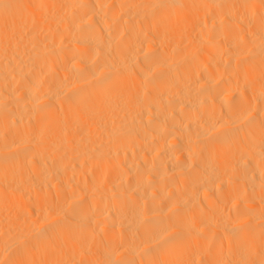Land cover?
Listing matches in <instances>:
<instances>
[{
	"label": "bare ground",
	"instance_id": "1",
	"mask_svg": "<svg viewBox=\"0 0 264 264\" xmlns=\"http://www.w3.org/2000/svg\"><path fill=\"white\" fill-rule=\"evenodd\" d=\"M84 226L264 237V0H0V264H77Z\"/></svg>",
	"mask_w": 264,
	"mask_h": 264
},
{
	"label": "rangeland",
	"instance_id": "2",
	"mask_svg": "<svg viewBox=\"0 0 264 264\" xmlns=\"http://www.w3.org/2000/svg\"><path fill=\"white\" fill-rule=\"evenodd\" d=\"M80 227L82 228L83 226ZM90 227L84 226V229H80L81 231H79L80 235L78 234L76 252L77 264H211L205 261L211 255V252L206 247L194 246L188 242L174 241L172 243L173 241L171 240L159 243L140 241L137 242L139 243L138 245L128 247L122 245L120 239L114 238L116 235L115 230L108 232L106 237L99 238L97 234L94 235L93 233H97L98 226H93V230ZM131 227L133 228L134 226ZM87 229L93 231L89 234L90 236L94 235L93 237L86 236ZM240 229L244 230V228ZM240 229L233 232L234 236L232 234L233 238L231 237L230 241L224 240L219 247L222 250L221 252L226 256L225 260L227 263L232 264L231 261H233V258L235 259V254L238 255L242 251H248L250 257L252 256L251 258L253 259L252 264H264V237L257 236L249 241L244 240L241 237L242 235H240ZM83 232L86 234L83 236L85 238L81 237V233ZM111 234L112 236H110Z\"/></svg>",
	"mask_w": 264,
	"mask_h": 264
}]
</instances>
